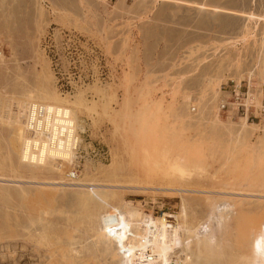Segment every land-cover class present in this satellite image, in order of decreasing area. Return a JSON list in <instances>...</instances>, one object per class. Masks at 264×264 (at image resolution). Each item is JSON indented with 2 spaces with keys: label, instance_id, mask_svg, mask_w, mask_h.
<instances>
[{
  "label": "rangeland",
  "instance_id": "obj_1",
  "mask_svg": "<svg viewBox=\"0 0 264 264\" xmlns=\"http://www.w3.org/2000/svg\"><path fill=\"white\" fill-rule=\"evenodd\" d=\"M168 1L0 0V178L24 182L0 183V264H121L107 206L28 183L79 180L171 221L170 264H264V112L231 106L264 82V0ZM32 104L70 109L79 178L22 162Z\"/></svg>",
  "mask_w": 264,
  "mask_h": 264
},
{
  "label": "bare ground",
  "instance_id": "obj_2",
  "mask_svg": "<svg viewBox=\"0 0 264 264\" xmlns=\"http://www.w3.org/2000/svg\"><path fill=\"white\" fill-rule=\"evenodd\" d=\"M27 112L28 131H26V123H24L25 130L22 143L25 138L28 137L29 139L24 142L20 151L22 162L40 168L46 167L51 162L58 168H61L59 165L61 161L73 162L75 158L74 149L79 144V138L77 136L76 120L70 109L52 105L32 104ZM79 177L80 175L77 173L76 178ZM79 181L68 185L56 181L28 183L46 188L68 186L78 190H87L105 207L107 206V210L101 215V228L102 232L116 243L122 258L121 264H170V254L177 249L176 244L178 242L177 230H173L175 238L172 239L169 234L171 228L173 229L171 221L157 220L148 215L145 218V223L135 222L137 219L134 218L138 214L129 208L130 203L126 201L121 207L108 204L107 191L120 187L85 184ZM0 183L19 186L24 182L0 178ZM172 218L176 219L174 216L168 219L171 220ZM138 225L142 226L140 231L137 228ZM260 234L258 254L264 262V231Z\"/></svg>",
  "mask_w": 264,
  "mask_h": 264
},
{
  "label": "built area",
  "instance_id": "obj_3",
  "mask_svg": "<svg viewBox=\"0 0 264 264\" xmlns=\"http://www.w3.org/2000/svg\"><path fill=\"white\" fill-rule=\"evenodd\" d=\"M253 85H254L253 82L249 80L245 82L244 85L243 84L234 85L233 86V89H234L233 100L234 101H233V104H231V106L242 108L245 110L256 109V110H260L264 112V82L259 83L258 86H255V85L253 86ZM227 107H229L227 103H223L221 105L222 110L227 109ZM80 143H81V140L78 146L74 149L75 159H74L73 167L70 168V170H72V173L69 175V178L72 180L76 178L77 173L79 174L81 173L79 169L80 166L77 162V157H76ZM87 153L89 154V156H92L94 158L101 156V152L99 151V149L95 145H92L91 143L88 146Z\"/></svg>",
  "mask_w": 264,
  "mask_h": 264
},
{
  "label": "crops",
  "instance_id": "obj_4",
  "mask_svg": "<svg viewBox=\"0 0 264 264\" xmlns=\"http://www.w3.org/2000/svg\"><path fill=\"white\" fill-rule=\"evenodd\" d=\"M126 0H119V2H125ZM157 1H167V0H157ZM168 2H174L173 0H171V1H168ZM184 2H180V4H183ZM186 3H184V5H185ZM201 8H206V7H204V6H200ZM216 11H225V12H230L231 13V11H226V10H222V9H216Z\"/></svg>",
  "mask_w": 264,
  "mask_h": 264
}]
</instances>
